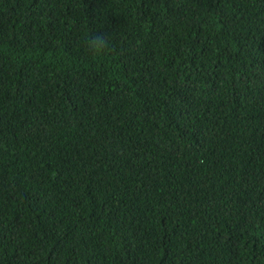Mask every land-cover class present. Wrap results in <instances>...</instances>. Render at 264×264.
Returning <instances> with one entry per match:
<instances>
[{
  "label": "trees",
  "instance_id": "trees-1",
  "mask_svg": "<svg viewBox=\"0 0 264 264\" xmlns=\"http://www.w3.org/2000/svg\"><path fill=\"white\" fill-rule=\"evenodd\" d=\"M0 264H264V0H0Z\"/></svg>",
  "mask_w": 264,
  "mask_h": 264
},
{
  "label": "clouds",
  "instance_id": "clouds-1",
  "mask_svg": "<svg viewBox=\"0 0 264 264\" xmlns=\"http://www.w3.org/2000/svg\"><path fill=\"white\" fill-rule=\"evenodd\" d=\"M107 38L103 35H89L86 40L87 49L92 54H101L107 48Z\"/></svg>",
  "mask_w": 264,
  "mask_h": 264
}]
</instances>
